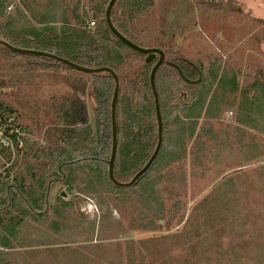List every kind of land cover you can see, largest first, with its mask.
Returning <instances> with one entry per match:
<instances>
[{"label":"trees","instance_id":"obj_1","mask_svg":"<svg viewBox=\"0 0 264 264\" xmlns=\"http://www.w3.org/2000/svg\"><path fill=\"white\" fill-rule=\"evenodd\" d=\"M156 1L116 0L111 12L112 20L121 32L131 38L132 23L149 14ZM19 2L16 14V12H7L10 2L0 0V16L3 17L1 24L3 30L0 31V37L4 36L16 46L50 51L82 65L93 67L107 65L118 73L120 78L116 105L118 146L114 173L120 181L131 180L149 160L158 142L156 101L150 82V71L159 55L157 54L151 60L152 65L149 71L140 72L138 77L132 80L127 79L122 71L126 60L134 53L147 54L134 50L112 32L106 19L109 0H19ZM181 3L176 8L178 18L172 22L166 20L162 29V38L156 40V45L166 53V61L156 73V85L163 117V143L149 169L128 187L116 184L109 175V159L113 147L112 100L115 89L113 75L109 71L84 72L55 58L17 52L0 43V58L9 64L11 70L1 74L4 82L0 83V88H17L22 93L29 84L39 79L40 82H66L73 89L71 97L61 101L52 98L48 104L44 102L37 107L39 114L41 107L45 109V112L54 113L56 124L46 130L47 145L37 148L34 152L37 161L31 162L27 167L33 181L28 188L24 186L23 179L20 182L16 181L18 179L11 181L8 174L7 180H4L0 175V264H9L3 248H14L12 239L16 237L19 232L18 227L24 219L29 217L30 213L32 215L40 213L43 216L47 214L45 212V206L48 204L47 192L54 181L62 178L63 183L73 189L78 179L76 175L78 171L81 174L86 173L85 180L80 177L83 186L78 189V192L83 190L88 193L105 192L107 195L103 197L106 200L110 198V203H115L116 208L121 211H123L121 207L127 205L136 207L139 215L132 220V223L133 226L139 223L137 225L139 229L166 230L170 222L178 218V214L181 215L180 222L183 220L186 200L182 199L179 189L187 177L183 172L182 164L188 158L189 141L197 132L199 119L201 117L212 119L216 111L221 112L225 108L227 91H238L239 82L235 74L232 77L223 74L218 83L219 88L221 87L220 93L214 94L207 105L209 90L217 78V71L212 70L213 79L207 84H204V79L198 82L186 80V78L196 79L199 75L196 78L192 77L197 70L174 49L176 39L174 30L180 27L182 18L186 19L188 15H192L189 13L194 10L195 5L190 4V0H183ZM196 3L198 5L207 3L213 8L218 4L223 5L222 0H196ZM185 8L186 13V10H183ZM88 9L98 20H90V17L87 19L83 16V12L85 16L90 15ZM24 18L26 21L22 22ZM92 20L95 21L96 26L90 25ZM162 44L171 46L166 49ZM172 51L176 52L177 56L172 57L170 55ZM3 69L7 70L5 67ZM65 71H69L70 74H65ZM124 82L132 86H130L132 92H123ZM187 87L195 88L191 94L194 100L191 102L183 96ZM251 91H253L252 94H250ZM137 93L142 96L141 99L138 98ZM89 95L95 100V124L90 122L87 100ZM163 96L171 101L165 100ZM206 105L207 108L204 110ZM15 109L12 105H4V102H0V120H5L15 112ZM176 111L177 114L173 118ZM38 117L40 118V115ZM218 117L217 115L215 119ZM236 122L238 124L235 129L242 133H245L243 127L249 126L252 130L264 134V81L262 79L257 78L255 82L242 90ZM173 123L174 128H172ZM214 130V126L210 125L209 138L206 140L208 146L210 142L218 141L219 134ZM24 139L27 147L31 142H33L32 145L38 143L29 136H24ZM14 140L17 142V136ZM260 142L255 134L249 143L252 147L249 148L247 156H252L251 161L255 163L263 159V163L258 166L259 168L253 169L241 166L223 176L224 181L220 183L219 193L225 192L228 188V190L235 189L236 195L227 200L229 210L224 208L222 213L213 211L211 216L203 214L204 225L201 227L203 229L200 238L211 239L216 249L214 253H223L225 250L221 247V244H224L222 237L216 238V235H219L221 228L228 231L230 228L228 226L234 224L235 226L233 225L229 230L233 235L231 238H234L232 240L249 239L248 242L251 245L248 250L256 252L251 257L227 258L219 257V255L217 258L209 259L197 257L196 254L203 252L212 254L210 246L208 243L203 245L200 240L197 243L193 242V239H198V236L193 233L196 228L184 229L181 226L170 235L172 244L166 243L161 248L150 245L149 240H154L155 237L149 238L142 244L134 241L129 243L116 241L114 244L107 245L100 238L93 244L92 252H88L84 246H77L76 250L81 256H85V260H93L98 264H264V157L259 158L264 150L254 149L260 146ZM241 143L244 145L243 141ZM204 148L199 147V152L203 154L205 151L206 154L208 148L206 150ZM156 166H160L161 169L152 173ZM66 170L67 178L63 174ZM245 173L246 180H244ZM178 179H181L180 186H178ZM34 182H37L36 190L32 189ZM136 187H138L137 192ZM169 187L174 190L168 193ZM132 191L136 193V197ZM172 192L176 193L172 195ZM209 199L205 201L206 204ZM120 200L124 204H118ZM57 202L53 207L57 217L68 218L67 211L76 203V200L67 201L63 196H59ZM41 209L44 210L40 212ZM217 227L219 229L213 231ZM180 239L183 241L178 244ZM126 244H128L129 252L127 255L124 253ZM156 248L164 251L165 255L152 256L150 251ZM176 249H180L184 255L175 256L173 251ZM194 249L198 250L194 252ZM239 250L236 248V252ZM81 256L79 258L82 261L84 258ZM165 256H168L169 260H166Z\"/></svg>","mask_w":264,"mask_h":264},{"label":"rangeland","instance_id":"obj_2","mask_svg":"<svg viewBox=\"0 0 264 264\" xmlns=\"http://www.w3.org/2000/svg\"><path fill=\"white\" fill-rule=\"evenodd\" d=\"M182 1L157 0L149 14L132 23L130 29L133 33L131 35L132 40L143 46H157L156 40L157 38H162V29L166 20L172 22L178 18L176 8L182 4ZM222 1L223 5L218 4L217 7L213 8L207 3L198 5L196 0H190V4L193 3L195 5L194 10L189 13L192 14L190 15L191 17L189 15L186 19L181 17L180 27L174 30L176 32L174 49L178 51L180 57L190 62L191 66L196 64L202 69L204 84L212 81V70L217 71V78L213 81V85L209 90L207 105L214 94L220 93L221 87L219 88L218 83L223 74L229 77L235 74L239 82L238 91H227L225 108L221 107L223 108L221 112L216 111L215 117L218 115L220 118L207 119L206 117H201L197 132L189 141L188 158L182 164L183 172H185L187 177L185 181L183 180L184 183H182L179 189L181 190L180 193H182V199L186 200V203L184 201L186 212L184 218H182L183 220L180 222L181 215L178 214V218L170 222L171 224L166 227V230H162V228H158L157 230L139 229L137 227L139 223H136V227L132 223V220L136 219L139 215L136 207L127 205L126 207H121L123 208V211H121L119 208H116L115 203H110V196H107L108 200L103 197L107 195L105 192L88 193L85 190L78 192V189L83 186L80 177L84 180L86 179V173L81 174L78 171L76 173L78 179L73 189H70L69 185L63 183L62 178L58 177L60 179L54 181L51 189H48L47 192L48 204L45 206L47 214L43 216L40 213L37 215L30 213L29 217L25 218L23 223L18 227L19 232L16 237L12 239L14 248L2 247L4 252H6L5 255L9 264H98L93 260H85V256H81L76 247L84 246L88 252H92L94 248L93 244L99 241L100 238L107 245L114 244L116 241L126 243L134 241L137 244H142L148 241L149 238L155 237L154 240H149L150 245L161 248L166 243L172 244L170 235L180 226L184 229L191 227L198 229L193 231L198 236V239H193V242L197 243L200 240V243H203V245L208 243V246H210L212 254H205L203 252L196 254L197 257L209 259L213 257L217 258L219 255V257L235 258L243 256L251 257V255L256 254L255 250H248L251 245L248 242L249 239L232 240L234 238H231L233 235H231L232 233L229 230L234 224L228 226L230 227L228 231L221 228L220 232H218L219 235H216V238L222 237L221 240H223L224 244H220L225 250L223 253H214L216 249L211 239H200L203 229L201 227L204 225L203 214L211 216L213 215V211L216 213L224 212V208H229L227 200L236 195L235 189L228 190V188L225 189V192L219 193L218 188L221 186V182L224 181L222 179L223 176L241 166L253 169L259 168L258 166L263 163V159H259L261 161L257 163L253 160L251 161L252 156H247V153L249 148L252 147L249 143L255 134H257L258 139L262 143L260 142V146L257 147L253 145L254 149L264 150V134L252 130L249 126L243 127L245 133L236 130L235 127L238 124L236 116L239 111L242 90L255 82L257 78L264 81V0H260L258 4L262 9H255L256 0ZM6 2H10L7 12L11 11L17 14L19 0H6ZM183 10L185 11L186 8ZM88 12L90 15L85 16V12H83V16L87 19L90 17V20H98V18L91 15V10L88 9ZM189 17L190 20L188 19ZM24 21H26L25 18L22 22ZM2 22L3 17L0 16V31L3 30ZM18 22L20 21L18 20ZM0 38L5 39L4 36ZM163 46L167 49L171 45ZM170 55L175 57L177 53L172 51ZM147 57L148 55L132 54L122 67L123 75L127 79L132 80L133 78H137L140 72L149 71L152 63L151 60H147ZM3 67L7 70L3 69ZM9 70V64L0 58V83L4 82L3 75L1 74ZM64 73L70 74L69 71H65ZM196 76H198V72L192 74L193 78H196ZM130 86L128 82L126 84L124 82L123 92H132V86ZM193 91H195V88L187 87L185 92H183L184 99L190 102L193 101L194 98L191 96ZM252 93L253 91L250 92V94ZM72 95L73 89L70 84L62 81L40 82L38 79L37 82L29 84L22 93L17 88H0V102L16 108L15 112L5 120H0V175L4 180H7L8 174H10L9 178L11 181L18 179L16 181L20 182L23 179L24 186H27V188L33 182L31 180L32 175L27 167L31 162L37 161L34 152L41 145H47L45 132L49 127L56 124V122L54 123L56 118L54 113L45 112V109L41 107L39 114L37 107L44 102L48 104L52 98L61 101ZM137 96L140 99L142 98V96H139V93H137ZM163 98L171 101L164 96ZM87 100L89 101L90 122L91 124H95V100L90 95ZM170 104L172 105V103ZM207 105L204 110H206ZM176 114L177 111L174 113L173 118ZM172 125V128H174V123ZM210 125L214 126V131H217L219 135L218 141L210 142L208 146L206 145V140L209 138L208 128ZM3 132L9 136L6 138H12L13 141L15 136H19L20 140H17V143L21 144L19 146L16 144L15 146L14 142V145H11L10 148L5 145L2 146L4 144L1 141ZM24 136H29L31 139L37 140L38 143L32 145L33 142H31L30 146L27 147L24 142ZM3 137L5 138V136ZM242 141L244 145L240 144ZM199 147H205V150L208 148L206 154L205 151L203 154L199 152ZM263 154L259 158H263ZM160 169V166H156L152 170V173ZM256 173H253V175H256ZM63 174L67 178V170ZM165 177L167 178V176ZM244 177V180H246V173ZM177 181L178 186H180L181 179ZM36 185L37 182H34L32 189L36 190ZM135 190L137 192L138 187ZM173 190L174 188L169 187L168 193ZM129 192L131 193V190ZM175 193L172 192L171 194ZM132 194L136 197V193L132 191ZM59 196H63L67 201L76 200V203L67 211L68 218L60 219L55 214L53 207L58 203ZM207 199L209 200L206 204L205 201ZM122 203L120 200L118 204ZM42 210L44 209H41L40 212ZM218 229L219 227L213 231H217ZM212 234L214 233L212 232ZM167 235L169 236L167 237ZM182 241L181 239L178 240V244H181ZM110 247L114 248V246ZM127 247L128 244L124 245L125 255L129 254ZM205 248L207 249V247ZM236 248L240 250L236 252ZM195 250L198 249H194V252ZM150 252L152 256L158 254L165 255L164 251L157 250V248ZM173 252L178 257L184 255L180 249H176ZM76 254L79 255L76 256ZM79 256L84 259L81 261ZM165 259L169 260V257L165 256Z\"/></svg>","mask_w":264,"mask_h":264},{"label":"water","instance_id":"obj_3","mask_svg":"<svg viewBox=\"0 0 264 264\" xmlns=\"http://www.w3.org/2000/svg\"><path fill=\"white\" fill-rule=\"evenodd\" d=\"M116 0H110L107 9H106V19L108 26L112 30V32L120 38L123 42H125L127 45L131 46L132 48L146 53L148 55L147 60H152L156 57V55H159V58L157 59L156 63L154 64L152 71H151V85L153 88V92L155 95V101H156V111H157V119H158V142L157 146L150 156L149 160L144 164L142 168H140L136 174L133 176V178L129 181H120L115 177L114 173V166H115V159H116V154H117V146H118V133H117V124H116V105H117V100L119 96V90H120V78L118 73L115 71L110 66L103 65V66H98V67H93V66H86L79 64L77 62H74L68 58L59 56L53 52L46 51V50H40V49H35V48H26V47H21V46H16L12 43H10L8 40L0 38V43L10 47L14 51L21 52V53H32V54H38V55H44V56H49L51 58H55L57 60H60L69 66L76 68L78 70L84 71V72H99V71H109L115 80V89H114V94H113V100H112V118H113V147H112V153L111 157L109 159V175L110 178L113 182L116 184H119L121 186H131L132 184L135 183V181L143 175L149 167L152 165L154 160L159 154V151L161 149L162 143H163V117H162V112H161V106H160V99H159V93L156 85V73L158 68L166 61V53L165 51L157 46H143L135 41H133L131 38H129L127 35H125L123 32H121L116 25L114 24L111 16L112 8L115 4Z\"/></svg>","mask_w":264,"mask_h":264},{"label":"built area","instance_id":"obj_4","mask_svg":"<svg viewBox=\"0 0 264 264\" xmlns=\"http://www.w3.org/2000/svg\"><path fill=\"white\" fill-rule=\"evenodd\" d=\"M90 25H95V21L94 20L90 21ZM3 136H5V138ZM7 136L8 135L4 134V132L2 133L1 141L4 143L2 146L5 145V146H8V148H10L11 145L12 146L14 145L15 140L13 141L12 138H6ZM17 140H20V137L19 136H17ZM16 144L19 146L21 143L19 144V143L15 142V146H16Z\"/></svg>","mask_w":264,"mask_h":264},{"label":"flooded vegetation","instance_id":"obj_5","mask_svg":"<svg viewBox=\"0 0 264 264\" xmlns=\"http://www.w3.org/2000/svg\"><path fill=\"white\" fill-rule=\"evenodd\" d=\"M259 2H260V0H256V7H255V9H262L261 7H259ZM252 11H254V10H252ZM193 64V63H192ZM193 66H194V68L197 70V72H198V78H196V79H189V78H186V80H188V81H192V82H198V81H201L202 80V77H203V75H202V69L199 67V66H197L196 64H193Z\"/></svg>","mask_w":264,"mask_h":264}]
</instances>
